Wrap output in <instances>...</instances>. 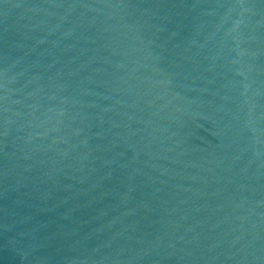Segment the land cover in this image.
Masks as SVG:
<instances>
[{"label": "water", "instance_id": "water-1", "mask_svg": "<svg viewBox=\"0 0 264 264\" xmlns=\"http://www.w3.org/2000/svg\"><path fill=\"white\" fill-rule=\"evenodd\" d=\"M0 264H264V0H0Z\"/></svg>", "mask_w": 264, "mask_h": 264}]
</instances>
